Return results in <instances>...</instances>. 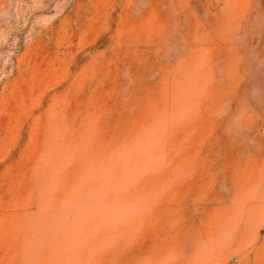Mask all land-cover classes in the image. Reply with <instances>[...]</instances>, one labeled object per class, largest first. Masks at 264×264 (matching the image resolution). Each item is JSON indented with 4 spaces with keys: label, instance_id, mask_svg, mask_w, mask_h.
Returning a JSON list of instances; mask_svg holds the SVG:
<instances>
[{
    "label": "rangeland",
    "instance_id": "obj_1",
    "mask_svg": "<svg viewBox=\"0 0 264 264\" xmlns=\"http://www.w3.org/2000/svg\"><path fill=\"white\" fill-rule=\"evenodd\" d=\"M0 264H264V0H0Z\"/></svg>",
    "mask_w": 264,
    "mask_h": 264
}]
</instances>
